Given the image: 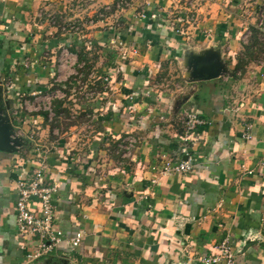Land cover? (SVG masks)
<instances>
[{"label":"crops","instance_id":"obj_1","mask_svg":"<svg viewBox=\"0 0 264 264\" xmlns=\"http://www.w3.org/2000/svg\"><path fill=\"white\" fill-rule=\"evenodd\" d=\"M114 2L0 0L1 117L17 148L0 152V264H200L223 240L235 264H264V56L232 75L243 27L259 19L264 28V0H129L130 8L97 19ZM42 11L85 27L65 36ZM63 47L80 67L81 56L98 54L92 67L109 74V87L90 103L57 81ZM215 59L223 67L229 60L228 77H193L192 62L205 68ZM54 86L68 91L58 100H66L64 122L85 113L84 122L66 126L55 112L50 120L20 109ZM186 113L202 122L189 137ZM36 148L47 152L46 183L56 187L55 228L82 238L73 250L60 245L30 259L31 243L18 236L15 187L39 166ZM185 153L190 172L158 173L162 157L176 163Z\"/></svg>","mask_w":264,"mask_h":264},{"label":"built area","instance_id":"obj_2","mask_svg":"<svg viewBox=\"0 0 264 264\" xmlns=\"http://www.w3.org/2000/svg\"><path fill=\"white\" fill-rule=\"evenodd\" d=\"M131 7L129 0H115L113 6H106L100 13L97 14V19H102L104 14L113 13L116 11H123ZM39 16H45L49 24L56 27L62 34L66 31L77 34L80 32V28L85 24L77 21H71L68 24H62L56 21L55 16L49 14V12L42 11ZM140 17H143L142 14ZM189 16L186 18L188 22H191ZM94 20L86 22L88 26L94 24ZM119 47H125L123 43H117ZM135 53V52H133ZM76 65L75 56L71 55L65 47L61 48L58 56V82H63L68 79L73 72L68 67ZM76 74V73H75ZM106 88H108V80H104ZM40 99V98H39ZM34 99V102L30 103L28 100H24L20 109L27 112H38L40 109L49 110L52 101L63 99V94L59 91L53 90L50 94H45L41 99ZM53 114L49 115V119L52 120ZM185 124V136L189 137L195 128L202 124L201 120L194 113H186L183 115ZM56 131V130H55ZM32 138V134L29 135ZM125 150L126 155L129 156V150L133 147L135 140L129 138L126 140ZM47 152H38V148L35 149V157L33 159L39 162V166L35 167L32 172V177L29 181H18L16 183L17 199L15 202L16 209V222L18 236L31 243L33 251L28 255L30 259H37L40 256L46 255L51 251L57 249L58 246L64 245L66 248L73 250L80 244L82 235L80 232L70 238H63L61 231L55 228V208L52 203V196L56 192V187L53 184L46 183L48 180V169L43 165V161L46 158ZM192 159L189 154L185 153L178 162H172L171 160L161 158L159 163V174L174 173H188L192 170ZM35 202L39 207L37 211L31 209V205ZM33 206V205H32ZM200 264H235L234 252L227 240L220 241L213 246L211 253L203 256L199 260Z\"/></svg>","mask_w":264,"mask_h":264},{"label":"rangeland","instance_id":"obj_3","mask_svg":"<svg viewBox=\"0 0 264 264\" xmlns=\"http://www.w3.org/2000/svg\"><path fill=\"white\" fill-rule=\"evenodd\" d=\"M188 7H190L189 5H188ZM241 7V6H240ZM191 10V9H190ZM191 15H193V14H191ZM189 17V16H188ZM190 19V23H193V22H195V15H193V18H189ZM260 22L261 21H259V19H258V22H257V24L255 25V26H253V27H249V26H244L243 28V31H242V33H241V35H240V44H241V46L243 47V50H242V53L241 54H243L244 53V48L245 47H249L250 45L252 46V45H254V38H253V32H252V30L253 29H259V31L262 33V35H260L258 38H259V40H261L260 41V43L261 44H264V28L263 27H261V24H260ZM94 25V24H93ZM184 25L185 24H180V26L177 28V29H175V27L173 28V31H176V32H181L182 31V28H184ZM85 27V26H84ZM84 27H81L80 28V32L79 33H81L82 32V30L84 29ZM180 29V30H179ZM79 33H77V34H72V33H70V32H68V31H66V33L64 34L65 36H68V35H78ZM75 36H73V37H71L70 38V43L69 44H71V42H72V39L74 38ZM68 39V38H67ZM124 45V44H123ZM215 49H213L212 50V52L214 51ZM88 52V51H87ZM91 52H94V49H92L91 48ZM215 52H217V50H215ZM219 52H221V50H219ZM217 54V53H216ZM188 56H189V58L190 59H192V60H194V59H196L197 57H199V56H201L202 54H200V53H190V54H187ZM218 55V54H217ZM180 57H182V56H180ZM221 57V53H219V55L217 56V58H219V59H221L220 58ZM96 58H98V54H96L95 53V55H93L92 53L90 54V55H87V59L88 60H91L90 61V63H92L93 62V64L95 65V62H96ZM237 60H238V57H237ZM229 60H224V67H223V69H224V73H223V75H222V77H224V78H226V77H228V75H229V71H227V68L229 67V62H228ZM94 65H93V67L91 68V70H90V72H89V74L87 75V77L85 78V80H86V82H85V85H87V87H84V85L82 86L81 85V81H82V77H80V75L82 76V74L80 73L82 70H83V68L82 67H84L85 65L83 64V66L82 67H80L79 66V63H77L76 65H75V68L73 69V74L68 78V79H66L65 81H63V82H61V84H63V85H65L66 83H68L69 82V80L71 79V78H73V77H75L76 78V81H77V84L75 83V85H74V90L76 91V92H78L77 93V95H76V97H75V100L76 101H79V102H81V103H83V102H86V103H88L89 101V99H94L95 98V96L98 94V93H100V92H102V91H104V88H106V84H105V82H104V80L105 79H107L108 80V83L110 82V80H109V74L108 73H105V74H103L102 72H100L98 69L97 70H95L94 69ZM76 66H78V67H76ZM186 67H187V64L185 65ZM96 68V67H95ZM175 69H176V67H175ZM177 70V69H176ZM99 72V74H97V72ZM179 72V71H178ZM74 73H76V74H74ZM79 73V74H78ZM239 73L241 74V70H237V73H236V71H235V69L234 70H232V75H239ZM78 75H79V77H78ZM57 78H58V72H57ZM92 80V81H91ZM58 81V80H57ZM89 82H90V84H89ZM60 84V83H59ZM55 87V86H54ZM108 87H109V84H108ZM54 90H56V91H59V92H61L62 94H63V98L65 97V92H64V89H62L61 87H55L54 88ZM105 90H107V89H105ZM52 92V90H48V91H46L45 93H42V94H38V95H35L36 97L35 98H37V97H39L40 99L45 95V94H50ZM34 97L32 98V100L33 99H35ZM38 98V99H39ZM66 99V98H65ZM28 100V99H27ZM32 100H28L30 103H31V101ZM52 103H53V101L51 102V105H50V107H49V110H44L43 108L42 109H40L39 111H42V112H48V116L51 114V112H53V106H52ZM90 103V102H89ZM38 111V112H39ZM82 116V117H81ZM81 117V121H83L84 120V117H83V115H79L78 117H77V119H79ZM86 117V116H85ZM60 118V122H63L62 124H65V123H69L68 121L69 120H67V121H65L64 122V120H66V119H64V116L61 114V116L59 117Z\"/></svg>","mask_w":264,"mask_h":264},{"label":"trees","instance_id":"obj_4","mask_svg":"<svg viewBox=\"0 0 264 264\" xmlns=\"http://www.w3.org/2000/svg\"><path fill=\"white\" fill-rule=\"evenodd\" d=\"M253 38H254V45H250L249 47H245L244 48V53L242 54V56L238 57L237 60V64L235 66V71L237 73V70H241V73L244 71V67L245 65L249 62V61H258L261 60L264 56V44H261L259 40V36L262 35V33L259 31V29H253ZM81 62L84 63V67L83 70L80 72L82 74V80H84L87 75L89 74L91 68H92V63H90L91 60L87 59V56L83 55L81 56ZM79 74V73H78ZM68 83H72L73 85H75L76 83V78L73 77L69 80ZM67 83V84H68ZM71 87L69 86V89ZM64 92L66 93V96H68V91L65 89ZM66 101V100H65ZM65 101H53L52 106H53V112H55L56 114H64V112H68L66 107H64V103H66ZM85 112H89L88 110H85ZM86 114H83V117L85 118ZM67 117V115H66ZM82 117V116H81ZM81 117L75 121H72L70 123H66V126H71L74 125L76 123H79ZM86 119L83 120V122Z\"/></svg>","mask_w":264,"mask_h":264},{"label":"water","instance_id":"obj_5","mask_svg":"<svg viewBox=\"0 0 264 264\" xmlns=\"http://www.w3.org/2000/svg\"><path fill=\"white\" fill-rule=\"evenodd\" d=\"M198 58V57H197ZM196 58V59H197ZM205 63H203L204 65ZM192 65V75L193 77H197L206 81L209 80H214L218 78L219 76L223 75L225 72L223 69V66L220 65L217 59L214 60L213 63H208L209 67L202 68L200 66V63L198 61H194L191 63ZM200 66V68H199ZM3 112L2 107L0 108V152H16L17 148L15 145H13V141L10 138L13 133L12 130L10 129V126L5 123V119L1 117V113ZM18 143L16 144V146Z\"/></svg>","mask_w":264,"mask_h":264}]
</instances>
